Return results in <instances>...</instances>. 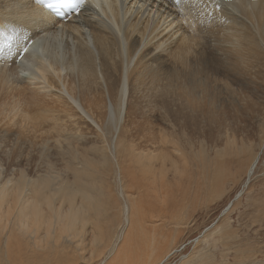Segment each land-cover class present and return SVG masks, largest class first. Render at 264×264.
Listing matches in <instances>:
<instances>
[{
    "label": "bare ground",
    "instance_id": "1",
    "mask_svg": "<svg viewBox=\"0 0 264 264\" xmlns=\"http://www.w3.org/2000/svg\"><path fill=\"white\" fill-rule=\"evenodd\" d=\"M215 3L221 7L215 9L213 0H180L179 5L176 0H91L86 2L80 14L69 19H55L53 24L51 20L40 21L35 12L40 5L33 0H0V93L7 92L6 84L18 76L35 79L48 92L36 100L37 109L43 112L40 120L37 113L29 114L21 109L20 112L15 108L16 112L0 103V142H6L5 146L13 148L7 158L9 151L0 148V161L3 159L0 163V264H68L78 257L83 259L76 250L81 252L86 246L84 239L87 235L91 247L86 252V259L100 258L107 251L103 254L104 260L98 264H159L171 254L175 249L173 242L178 225L182 224L177 221L174 201L164 205L132 202L139 207L131 206L126 230L119 236L117 245L112 243L122 212L118 213L116 195L114 197L109 180L101 172L105 166L98 170V165L107 159L106 151H99L100 154L92 152L98 155L83 153L79 159L76 156L81 160H76L80 168L74 167L67 174L61 173L58 179L49 180L46 176L50 172L47 167L50 164L37 163L29 152L41 141L48 143L51 139H65L69 126L73 125L69 117H83L85 125L88 123L89 127L97 129L100 123L93 117L97 108L105 110L106 121H109H102L101 126L112 124V131L117 134L123 129V111L129 94L132 105L136 106V100L145 98L151 84L176 87L177 80L174 79L185 69L184 61L189 58L193 62L202 60V63L221 60L228 73L236 72L243 78L264 74V0H215ZM209 4L214 9L212 15L205 14L202 7ZM245 4L255 11L251 14L243 12L241 7ZM21 38L29 50L18 54ZM204 44H215L216 49L207 51ZM253 85L264 91V83L255 81ZM214 87L224 88L225 83L218 80ZM97 91L101 100L94 97V101L93 96H87ZM2 96L6 98L4 94ZM216 100L215 91L207 86L199 90L198 97L186 98L183 91H177V122L184 120L180 118L181 112L189 108L214 118L215 126H229L224 131L217 128V135H222L220 144L226 151L227 165H231V170L235 165L245 167L247 161L244 156L249 158L245 179L235 192V199L254 174L260 154L258 150L254 152L252 146L248 150L244 139L234 137L237 122L230 124L223 118L219 119L223 123L217 121L224 105H217ZM58 101L64 107L60 108ZM68 101L76 111L70 108L72 105L65 106ZM81 101L88 105L84 102L86 106H83ZM90 108L95 111L92 113ZM56 110L60 113L53 112ZM88 128L90 132L94 129ZM257 129L258 135L251 133V137H258L261 151L264 129ZM82 133L86 132L82 130ZM92 137L91 141L95 136ZM177 137L183 143L188 139L183 140L179 132ZM19 139L23 147L15 151L14 147H19L16 146ZM190 141L195 142V137ZM183 143H177V161L190 163V154L195 148L187 152ZM115 148L117 150V145ZM124 148L119 145L117 155ZM80 151L87 153L83 149ZM153 151L152 154L141 151L127 155L128 162L135 164L141 174L137 179L135 175L138 173L132 172L136 173L130 175L133 176V184L138 185L141 180L151 184L155 165L164 168L165 158ZM244 151L247 152L243 154ZM146 174H150L147 180ZM148 191L151 193L150 189ZM242 244L246 249V244Z\"/></svg>",
    "mask_w": 264,
    "mask_h": 264
},
{
    "label": "rangeland",
    "instance_id": "2",
    "mask_svg": "<svg viewBox=\"0 0 264 264\" xmlns=\"http://www.w3.org/2000/svg\"><path fill=\"white\" fill-rule=\"evenodd\" d=\"M247 5H243L247 8L241 7V10L247 14L253 13L255 8ZM204 47L207 51H214L216 49L215 44H204ZM184 62L186 65L185 69L174 79L177 80L176 87L151 84L145 92V98L143 100H136V106L132 105L133 101L129 94V101L126 99L125 109L123 111V117L125 116L123 129L117 134L112 131V124H102L103 126H101V123H103L102 121H104V123H109V121H106V112L104 109L100 111V109L97 108L95 111L90 108L91 112L92 110L96 112H92L93 117L100 123V125L96 127L97 129L90 126L94 128L93 131H95V133L98 132L96 133L97 135L93 133V131H91V133L86 129V127H89V124H86L88 126L84 124L85 121L82 119L83 117L80 118L79 116H75V118L72 116L69 117V119L73 120V125H70L71 127L69 126L68 135H66L67 137L65 136L67 140H65L64 137L57 139V142L51 139L48 141L50 144L46 143V141H41V144H36L31 148L29 156L35 158L37 163L50 164V166H47L50 172L46 176L49 180L58 179L61 173L65 172L67 174L74 167L80 168V165L76 162V160L78 162L81 161L78 160L79 155L83 153L88 155V152L90 155H94L96 153L100 154L99 151L103 150V153L106 151V157L107 159L109 158L111 165L105 157L104 159L108 162L105 160L101 163V166L99 164L98 170L101 171L105 166L104 170L101 172L104 174L106 180H109L108 183L114 197L116 195L115 199L119 204L118 213L122 212V219L115 230L112 242L116 245L120 241L119 236L123 234L127 228L129 209L134 205H137L134 207H139L138 204H132V202L137 201L140 203L141 201H148L164 205L174 201L176 203L175 212L177 221H180L182 224L178 225V231L175 241L173 242L175 251L173 250L171 254L159 264H181L183 262V264H264V246H262V244L264 245V145H262L263 147L260 151V145H258L260 143L257 141L258 137H251V133L258 135L257 127L264 129V91L257 90L253 85L255 81L264 83V74L253 75L249 78H243L236 72L230 74L227 72L225 64L218 59L212 62L206 60V63H202V60L193 62V59L189 58ZM15 78L18 80H15ZM218 80H222L225 83L224 88L214 87L215 82ZM10 81L6 84L7 92L3 93L1 91L6 98L0 93V103L14 108V111L18 109L20 112L23 110L29 114L37 113V115L39 114L38 117L40 120V115L43 112L41 109H37L36 100L39 95L41 96L42 93L47 94L48 92L41 87L35 79L30 80V78L25 76L13 77ZM12 83L13 86H11ZM33 86L37 90L34 89ZM204 86L215 91L217 105H224V107L220 109L222 113L218 115L217 121L221 122L219 119L223 118L230 124L237 122L234 137L244 139L248 145V150L252 146L253 151L256 152L258 150L260 154L254 174L250 176L241 194L235 199H233L235 192L239 189L242 180L245 179V170H248L249 158L248 155L244 156L247 161L245 167L235 165V167L232 166L231 170L229 167L231 165H227V154L224 147L221 146L222 144H220L222 135H217V128L224 131L225 128L227 129L229 126H225L224 124L219 127L215 126L213 124V121H216L214 118L202 112L190 111L189 108L182 110V112L180 111V118L184 120L177 122V91H183L186 98L193 95L198 97L199 90ZM95 93L96 92L92 93L93 95L91 96H87H93V99L95 97V99L101 100L99 92L96 94L100 96H97ZM128 93L129 92H127V94ZM36 94L38 95L36 96ZM94 94L96 96H94ZM84 102L85 101H81L82 104ZM68 104L69 106L72 105L68 101L65 106ZM58 106L60 108L64 107L62 102H59ZM73 106L74 105L70 106V108L72 107V109L74 108L73 111H76ZM88 107L93 106L89 105ZM58 110L53 112L57 113ZM59 113L60 112L57 114ZM98 116L100 117L99 121ZM243 123L245 124L243 125ZM74 124L76 125L74 126ZM250 124L252 125L249 128ZM213 125L214 127L212 128ZM75 127L80 131H77ZM90 127L88 129H90ZM71 130H73V134ZM82 130L86 133H82ZM110 132L113 133V136ZM178 132L181 133V138L183 140L188 138L185 143L177 137ZM182 133L184 135H182ZM108 134H110V136H108ZM92 136L95 137L93 138ZM91 137L94 140L92 139L91 141ZM193 137H195V142L192 143L190 139L193 140ZM88 142L93 143L95 147H93L91 143L90 144L96 149L94 150L89 146L90 144L87 145ZM178 142L183 143L187 152L195 148L194 152L190 154V163L177 161ZM6 144V142H0V148L3 147L5 151H9L5 158L9 157L12 153L11 151H13V148L11 149L9 146H5ZM28 144L35 143L29 142ZM96 144L98 145V149ZM116 145L117 150L115 148ZM119 145H121L122 148L125 146L123 150H119L120 152H118V155L122 157L117 155ZM16 146L19 147H14L15 151H19L23 147L21 139H19ZM82 149L84 151L86 150L87 153L80 151ZM200 149H203V151H200ZM130 150H132V152ZM152 150H155L153 153L159 156L162 155L165 158V163L162 161V163H164V168L161 169L160 166H158L160 168L158 170L157 165H155V169L152 173L154 180L152 182L150 180L151 184H145L146 182L143 183L142 180L138 185L133 184L132 179L136 173L133 174L132 172H137V169L135 168V164L131 161L128 162L127 155L131 156L132 153L141 151H143V153L147 152L152 154ZM240 150L243 151L244 149L240 146ZM77 151L80 154H78ZM93 151H96V153H92ZM121 151L126 153L124 154V152ZM159 151L161 154H159ZM75 152L77 153L75 154ZM245 152L247 151L242 153L244 154ZM242 153L240 157L243 156ZM217 154L218 156H216ZM73 155L75 158H73ZM76 156L78 159H76ZM105 162L108 166H106L107 164ZM0 163H3V159H1ZM82 167L83 166H81V168ZM238 168L241 169L237 170ZM132 174L133 176L130 177ZM136 175L135 177L138 179L141 174L138 173V176ZM149 175L150 174H146L147 177L145 180L149 178ZM131 181L132 183H130ZM149 189L151 193L148 191ZM88 237L87 235L84 239L86 245L83 247V249H86H82L84 252L76 250V253L82 255L83 259L78 257L75 261L68 264H98L104 260L105 256L103 254L107 251L101 255L102 258L101 256L97 258L98 261L96 257L91 260L86 259L88 257L87 253L89 252V248L91 247ZM181 241H183L182 243L185 245H182ZM242 242L246 244V249ZM88 244L90 246H88ZM199 251H203L205 254ZM81 260L82 262H80ZM84 260H86V262H84Z\"/></svg>",
    "mask_w": 264,
    "mask_h": 264
},
{
    "label": "snow or ice",
    "instance_id": "3",
    "mask_svg": "<svg viewBox=\"0 0 264 264\" xmlns=\"http://www.w3.org/2000/svg\"><path fill=\"white\" fill-rule=\"evenodd\" d=\"M176 3L179 5L180 0H176ZM213 3L215 4V9H219L221 7L220 4H216L215 0H213ZM86 5V0H41V6H38L35 10L36 14L40 16L41 22H47L49 20L52 21V23H55V19L53 14L55 16H59L61 18L68 15L69 12H74L76 14H80L82 9H84ZM204 7V13L207 15L213 14V8L212 5L209 4ZM66 10V11H65ZM6 39H9L6 37ZM21 47L18 48L17 53H27L29 48L28 46H24V40L23 38L20 39Z\"/></svg>",
    "mask_w": 264,
    "mask_h": 264
}]
</instances>
